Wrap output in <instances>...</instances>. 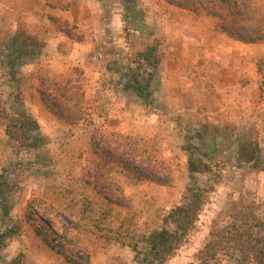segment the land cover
<instances>
[{"label": "rangeland", "instance_id": "374dc122", "mask_svg": "<svg viewBox=\"0 0 264 264\" xmlns=\"http://www.w3.org/2000/svg\"><path fill=\"white\" fill-rule=\"evenodd\" d=\"M137 1L138 9L124 16L131 55L119 58L121 70L104 78L108 86L103 95L91 91L85 96L84 119L69 125L47 110L37 92L42 77L71 73L55 74L48 67L44 22L52 9L48 2L59 0H0L2 106L12 114L18 95L47 138L39 148L20 147L7 137L0 118V174L8 184L9 201L7 215L0 212V232L18 229L0 246V264L19 252L26 255V264H66L36 235L35 227L42 223L48 235L70 241L72 252L89 254L93 264H137L130 243L161 228L169 209L182 203L188 185L206 188V203L185 242L164 264H236L227 251L205 263L197 254L212 230L231 223L236 206H251L264 219V42L241 43L216 31L212 18L169 9L162 0ZM107 14L103 18L108 20ZM150 44L158 47L162 60L144 98L124 86L136 72L142 84L149 78L148 69L136 68L130 59ZM113 48L112 53L118 49ZM116 92L121 98L115 105L110 97ZM100 133L131 137L169 167L172 183L134 182L114 170L104 177L121 191L96 188L90 142ZM190 158L210 170L192 176ZM105 193L123 204L108 211ZM120 226L122 235L115 233ZM138 245L145 250L143 243Z\"/></svg>", "mask_w": 264, "mask_h": 264}, {"label": "trees", "instance_id": "16d2710c", "mask_svg": "<svg viewBox=\"0 0 264 264\" xmlns=\"http://www.w3.org/2000/svg\"><path fill=\"white\" fill-rule=\"evenodd\" d=\"M168 5L181 10L203 14L214 20V29L228 37L244 44H258L264 42V0H162ZM77 0L65 4L59 0L48 5L66 9ZM55 29L70 39L79 40L80 35L75 33L76 25L58 16L48 17ZM162 53L155 44H150L143 51H138L130 59L136 68L148 69L144 72L149 78L142 84L136 72L133 78L125 84V89H132L142 97L149 94V81L161 63ZM146 66V67H145ZM109 71H120L117 61L107 65ZM264 96V86L260 87ZM38 96L55 117L69 125L76 124L84 119L85 110V78L82 69L73 67L67 77L49 75L40 79L37 88ZM17 107L11 114L2 106L0 99V118L5 123V134L11 140L24 148H39L44 145L47 138L40 134V125L25 103L15 96ZM90 149L96 167L94 185L96 188L121 187L104 176L111 171L119 170L125 173L132 181H148L158 185H170L172 176L168 166L160 161L154 153L138 145L131 137L114 133L94 134L91 138ZM188 172L193 176L197 173H206L210 166L201 160L190 158L187 163ZM103 185V186H101ZM110 185V186H109ZM8 184L0 174V212L7 215L9 201L7 200ZM108 204V211L114 204H123L120 200L113 199L108 193L104 194ZM207 189L199 185H188L182 203L173 206L163 217V226L159 229L142 233L139 240L130 243L134 251L137 264H164L185 242L187 236L194 228L199 214L206 203ZM104 212V216L108 214ZM231 223L223 229L216 228L210 233L209 239L198 251L197 257L202 262L204 259H216L221 251L231 253L236 264H264V219L257 217L251 206H236L231 213ZM122 225V224H121ZM45 228V229H44ZM122 226L115 232L121 233ZM36 235L42 239L44 245L55 249L66 264H93L91 257L86 254L80 257L72 252L70 241L61 242L56 236L48 235L46 224L35 227ZM18 229L11 228L0 232V246L7 239L16 235ZM119 241V240H118ZM143 243L145 250L139 249ZM5 264H26V255L19 252Z\"/></svg>", "mask_w": 264, "mask_h": 264}, {"label": "crops", "instance_id": "0c3cea01", "mask_svg": "<svg viewBox=\"0 0 264 264\" xmlns=\"http://www.w3.org/2000/svg\"><path fill=\"white\" fill-rule=\"evenodd\" d=\"M32 1L34 3L40 2V0ZM137 3V0H77L76 6L70 5L66 9L51 7L50 15H56L74 22L79 29L81 38L79 40L70 39L56 29L49 28L50 20L45 19L44 23L48 26V29H44L43 32H48L45 41L46 50L48 49L49 55H51V58L48 59L50 62L48 67L51 71L55 74H65L70 72L73 67H79L82 69L86 81V98L91 91L103 95L106 86H108L104 78L111 74L107 69L109 61L107 58H111L114 54V61L118 63L119 58L125 57L127 53L129 56L131 55L128 52V46L131 43L128 42L127 36L124 34V23L126 22L124 16L127 17V10L138 9ZM43 4H45L44 1ZM168 7L169 9L181 10L173 6ZM106 11L108 20L103 18ZM148 18L151 19L152 17L149 15ZM170 20V23H172L173 20ZM140 29L143 30L142 27ZM146 32L149 33L150 30ZM147 36L151 40L154 35L150 33ZM141 40L146 39L143 36ZM134 44L137 43L134 42ZM105 45H109V48H105ZM103 48L109 49V51H105ZM112 48L114 50L118 49L112 53ZM120 98L119 92L112 93L110 97L112 99L111 104H119ZM117 119L120 120L121 118Z\"/></svg>", "mask_w": 264, "mask_h": 264}]
</instances>
